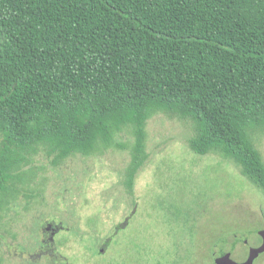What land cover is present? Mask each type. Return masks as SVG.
Segmentation results:
<instances>
[{"label": "trees", "instance_id": "obj_1", "mask_svg": "<svg viewBox=\"0 0 264 264\" xmlns=\"http://www.w3.org/2000/svg\"><path fill=\"white\" fill-rule=\"evenodd\" d=\"M159 113L264 192V0H0V223L43 188L40 154L128 150L132 193Z\"/></svg>", "mask_w": 264, "mask_h": 264}, {"label": "rangeland", "instance_id": "obj_2", "mask_svg": "<svg viewBox=\"0 0 264 264\" xmlns=\"http://www.w3.org/2000/svg\"><path fill=\"white\" fill-rule=\"evenodd\" d=\"M146 131L148 158L132 193L123 185L128 150L72 156L58 168L38 155L43 188L28 206L23 198L12 203L0 223L3 263L246 261L238 251L264 230V192L232 160L194 153L190 121L159 113ZM255 143L264 159V135ZM249 264H264V250Z\"/></svg>", "mask_w": 264, "mask_h": 264}, {"label": "flooded vegetation", "instance_id": "obj_3", "mask_svg": "<svg viewBox=\"0 0 264 264\" xmlns=\"http://www.w3.org/2000/svg\"><path fill=\"white\" fill-rule=\"evenodd\" d=\"M48 227H50V225ZM51 233H52V231H51ZM253 238H255V236ZM253 238L250 239V241L248 243V246H251V249L249 251L245 252L244 254H241L240 253V249L238 251V253H239L240 256H242V257L248 256L247 260L246 261L245 260L244 261L240 260V261H237L235 264H249L251 261H253L254 259H256L259 256L261 250L258 251V252L255 251L254 253L252 252V251H254L255 248H258L259 247V243L256 241V239H253ZM236 243L237 242L234 241L232 243V245H235Z\"/></svg>", "mask_w": 264, "mask_h": 264}, {"label": "water", "instance_id": "obj_4", "mask_svg": "<svg viewBox=\"0 0 264 264\" xmlns=\"http://www.w3.org/2000/svg\"><path fill=\"white\" fill-rule=\"evenodd\" d=\"M256 233V241L259 243V247L255 248L253 253L256 251L264 250V230H257ZM251 249V246H247L245 248L240 249V253L244 254L245 252L249 251Z\"/></svg>", "mask_w": 264, "mask_h": 264}]
</instances>
